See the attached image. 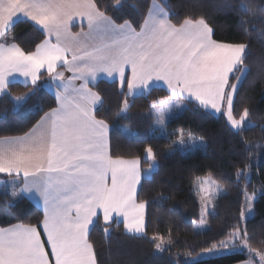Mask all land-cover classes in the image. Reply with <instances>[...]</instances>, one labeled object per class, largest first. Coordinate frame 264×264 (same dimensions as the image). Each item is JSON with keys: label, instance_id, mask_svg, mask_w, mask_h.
Segmentation results:
<instances>
[{"label": "snow or ice", "instance_id": "obj_1", "mask_svg": "<svg viewBox=\"0 0 264 264\" xmlns=\"http://www.w3.org/2000/svg\"><path fill=\"white\" fill-rule=\"evenodd\" d=\"M242 7L248 10L246 5ZM18 13L40 25L49 36L55 34L56 42L45 40L30 53L15 43H7L13 17ZM74 16L87 17L88 34L78 37L69 31ZM212 35L213 29L203 18L185 19L177 27L157 3L151 5L137 32L130 22L117 24L106 16L95 0H0V95L6 94L8 77L16 72L31 77L33 85L41 69L55 73L53 79L60 81L65 78L55 72L58 64L73 73L55 93L56 108L24 136L0 139V173L23 174L25 182L19 192L13 187L12 197L33 192L39 195L43 202L42 230L47 238L42 239L41 230L31 224L0 227V264H97L89 230L100 212L105 234L109 232L113 213L124 218L123 226L128 233H145L147 202L137 201L140 160L112 158L108 125L98 120L93 111L100 96L88 85L99 73L118 74L121 85L126 83L129 92L163 81L171 95L194 99L214 113L223 112L237 133L244 129L249 110L245 108L237 119L233 114V98L246 75L247 70L240 66L245 62L248 45L221 43ZM129 67L131 79L126 81L125 71ZM230 78L236 82L230 83ZM76 79L83 81L78 87L72 83ZM14 99L19 102L24 97ZM159 104L160 110L155 115L162 124L165 111L172 105L165 100ZM188 139L193 140L191 134ZM179 143H185L183 133ZM146 152L147 158L155 161L152 148ZM241 175L238 168L237 178ZM205 183L200 182L198 188L203 190ZM215 187L217 194L223 190L218 184ZM245 199L246 209L251 211L253 197L246 191ZM240 216L244 218L243 210ZM204 223L202 220L201 224ZM246 237L247 229L236 227L227 241H220L219 247L255 252L260 264H264V252L252 248ZM156 239L154 236L153 240ZM155 247L163 251L160 243ZM216 247L214 244L205 252L210 253Z\"/></svg>", "mask_w": 264, "mask_h": 264}, {"label": "trees", "instance_id": "obj_2", "mask_svg": "<svg viewBox=\"0 0 264 264\" xmlns=\"http://www.w3.org/2000/svg\"><path fill=\"white\" fill-rule=\"evenodd\" d=\"M152 1L95 3L117 24L128 21L140 31ZM157 1L176 26L185 19L203 18L213 29L214 40L248 45L245 62L240 66L247 71L236 94L233 114L239 119L247 108L249 117L244 129L237 133L225 115L215 116L188 102L182 114L166 125L164 136L156 137L154 116L149 111L154 103L159 105V101L169 97L168 92L154 88L147 95L131 98L118 82L100 81L94 89L103 98V106L96 117L111 126L112 156L139 158L146 169L150 166L146 149L151 147L157 167L151 177H144L138 194L140 202H147L145 235H130L117 222L110 224L105 234V224L99 219L90 242L98 264H240L249 260L252 253L243 250L207 259L198 257L214 244L227 241L236 227L246 228L250 246L264 252V0ZM44 40L45 34L23 19L12 26L7 43H15L30 53ZM47 82L48 74L43 73L35 85L9 86V92L0 98V138L25 135L57 107L55 97L45 87ZM16 96L24 97L20 104L14 99ZM125 101L129 105L126 108ZM180 133L184 134L183 145L179 143ZM189 134L193 140L188 139ZM238 168L242 170L239 179ZM199 177H212L226 190L215 203L206 231L195 228L202 220V206L192 183ZM12 178L0 174L4 189L0 192V227H40L43 211L22 195L12 197L9 187L4 188ZM245 191L253 197V214L244 225L240 213L246 209ZM156 243L161 244L163 251L156 249Z\"/></svg>", "mask_w": 264, "mask_h": 264}, {"label": "crops", "instance_id": "obj_3", "mask_svg": "<svg viewBox=\"0 0 264 264\" xmlns=\"http://www.w3.org/2000/svg\"><path fill=\"white\" fill-rule=\"evenodd\" d=\"M153 3H157L159 4L163 9L164 11L168 14V18L170 20V15H169V12L165 9V7L157 0H154L152 1L151 5ZM151 7V6H150ZM107 16V15H106ZM148 16V14H147ZM23 19H26V20H29L31 23H33L36 27H38L46 36V40H50L52 43H55L56 42V37H55V34H52L51 36H49L46 32L45 29H43L40 25H37L34 21L26 18L23 16L22 13H18L17 16L13 17V20H14V24L20 20H23ZM171 22V20H170ZM172 23V22H171ZM13 24V25H14ZM173 24V23H172ZM132 25V24H131ZM133 26V25H132ZM134 27V26H133ZM179 27V26H177ZM69 31L74 34V35H77L78 37H82L84 36L85 34H88L90 32V29L88 27V22H87V17L86 16H74L72 18V20L70 21L69 23ZM139 32V31H137ZM212 38H213V35H212ZM214 39V38H213ZM45 41V40H44ZM43 41V42H44ZM42 42V43H43ZM18 46V45H17ZM20 49L21 47L18 46ZM68 59L69 61H71V52L68 53ZM55 72H59V73H62L65 80L64 81H60V80H54L53 79V76L55 75V73L53 74H48L46 68L45 69H41L40 70V73H39V79L41 77V75L43 73H46L48 74V82L46 83L45 87L46 89L55 97V93L56 91L61 87V85L65 82H67L68 80H70L73 76V73L68 71L67 70V66H64V65H61V64H58L56 69H55ZM76 75H79V73H77ZM230 77H231V74H230ZM245 76L242 77L241 79V83L243 81ZM9 81H10V84H13V83H20L22 85H25V86H28V85H33L31 84V77H24L22 75H20V73L16 72V73H13L11 76L8 77ZM39 79L36 81V84L37 82L39 81ZM131 79V71H130V67L128 69H126L125 71V80H130ZM109 81V82H118L119 86H120V89L121 90H125L126 91V94L127 96L131 97V98H135V97H139V96H142V95H147L152 89L154 88H161V89H164L168 92L169 94V97H167L165 100L168 101V102H178L180 104V106L182 107V111H184V109L187 107L188 105V102H194L196 104L199 105V103L197 101H195L194 99H186L184 97H179V96H173L171 95V91L170 89H168L166 83H164L163 81H154L152 83L149 84L148 88L146 89H134L132 92H129L128 88H127V84L125 83L123 86L121 85L120 83V80H119V76L118 74H114L113 76H108L106 73H99L95 79V81H90L89 82V85L88 87L91 89L92 92L94 93H97L99 96H100V101H98L94 106H93V111H94V114L96 116V112L98 110H100L103 106V98L101 97V95L94 89V87L100 82V81ZM231 80V78H230ZM27 81V85H26V82ZM73 85L74 86H79L83 83L82 80L80 79H76V80H73L72 81ZM241 83L238 85V89L241 85ZM35 85V84H34ZM9 86H8V89H7V92L6 94L9 92ZM238 91V90H237ZM237 94V93H236ZM236 94L233 98V109H234V104H235V99H236ZM5 95V94H4ZM4 95H0V98ZM57 106H58V103H57ZM201 107V106H200ZM202 108V107H201ZM204 109V108H203ZM205 110V109H204ZM208 112H210L211 114L215 115V116H219L221 114H223V112L221 113H214L212 110H206ZM50 112V111H49ZM45 116V115H44ZM43 116V117H44ZM42 117V118H43ZM41 118V119H42ZM97 118V117H96ZM98 119V118H97ZM100 120V119H98ZM40 122V120H39ZM38 122V123H39ZM108 125V134H107V139H108V149H109V154L112 156V150H111V126L106 123ZM24 136V135H23ZM14 137H21V136H14ZM9 138H12V137H9ZM0 139H3V138H0ZM113 159H116L115 157L112 156ZM124 160H132V159H136V158H131V159H127V158H122ZM140 160V159H139ZM140 173H141V183L139 185H137V201L140 202L138 200V194H139V190L141 188V185H142V182H143V179L144 177L148 174H147V171L145 168L142 167V162L140 160ZM1 175H7V176H11V177H14L10 180V185L9 186V190L12 191L13 190V187L16 188V191L19 192V188L23 185V183L25 182V178L23 177V174L21 173L20 175H8L6 173H0ZM21 178V179H19ZM28 180H31V177L27 178ZM20 195L24 196L26 199H28L32 204H34L35 206H37L38 208H40L42 211H43V202L42 200L40 199L39 195L35 192L31 193V194H23L21 193ZM101 219V221L103 222V219H102V212L99 213L98 217L96 218V222L90 226V230H89V241H90V234H91V231L93 229V227L95 226V224L97 223V221ZM123 217H119L117 216V214L113 213V221L111 222L114 223V222H117V223H121L123 224ZM144 228H145V233H146V228H147V204H146V207H145V212H144ZM104 224V222H103ZM11 227V226H10ZM40 230H41V238L44 239L46 241V235L43 233V225L41 224L40 227H38ZM125 229V228H124ZM126 231V229H125ZM126 233H128L126 231ZM144 234H132V233H128L130 235H136V236H143L145 235ZM46 248H50L49 245L45 244ZM250 260V259H249ZM247 260V261H249ZM98 264V263H97ZM240 264H245V262L243 263H240Z\"/></svg>", "mask_w": 264, "mask_h": 264}, {"label": "rangeland", "instance_id": "obj_4", "mask_svg": "<svg viewBox=\"0 0 264 264\" xmlns=\"http://www.w3.org/2000/svg\"><path fill=\"white\" fill-rule=\"evenodd\" d=\"M247 70V69H246ZM22 102V100H21ZM18 104H20V101L18 102ZM167 105H172V107L168 108L167 111H165L164 114V122L158 123L157 121V117L155 115L156 112H158L160 110L161 105H156L155 108L150 109L149 114L154 116L153 122L155 125V129L153 130V134L156 137H162L164 136L165 133V127L168 123H170L172 120H174L175 118H177L180 114H182V107L180 106V104L178 102H168L166 101ZM129 105H127L128 107ZM150 166H152V171L149 172V168ZM150 166L148 168H146L148 177H151L154 170L157 167V163L156 160L152 161L150 160ZM207 182L204 184V189L200 190L198 188V185L200 184V182ZM219 185L223 190L221 192H219V194L216 193V187L215 185ZM11 186L10 184H6L4 186V188H7ZM193 189L196 193V195L198 196V199L201 203L202 209H201V213H202V220L206 221V223H204L203 225L201 224V221L195 224V228L197 231H206L209 229L210 225H209V216L211 213H213L214 210V206L216 201L223 196L224 194H226V190L225 188L218 182L216 181L214 178L212 177H199L196 180H194V182L192 183ZM0 192L2 190H4L1 185H0ZM10 189V188H9ZM252 205H253V199H252ZM253 214V207L251 209V211H248L247 209H245V213H244V218H243V224L245 225L246 222L248 221V219L252 216ZM247 250V249H245ZM234 251H240L239 249L237 250H232L229 248H220L219 246H217L215 249H213L212 252H203L200 254V256L198 257V259H207L210 258L212 256H220V255H224V254H228V253H232ZM250 260L252 261V264H260V258L258 255H256L255 252L252 253Z\"/></svg>", "mask_w": 264, "mask_h": 264}]
</instances>
